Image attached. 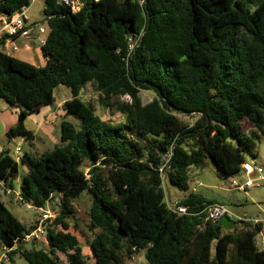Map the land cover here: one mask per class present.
I'll return each mask as SVG.
<instances>
[{
  "label": "trees",
  "instance_id": "obj_1",
  "mask_svg": "<svg viewBox=\"0 0 264 264\" xmlns=\"http://www.w3.org/2000/svg\"><path fill=\"white\" fill-rule=\"evenodd\" d=\"M30 5L0 0V16ZM44 12L45 64L0 50V98L20 107L7 136L34 140L28 117L56 104L61 85L72 97L62 107L60 143L39 156L21 151L19 160L1 151L0 181L15 189L24 165L22 200L40 209L55 197L59 207L45 222L47 246L38 248L24 240L38 221L26 227L0 199V253L16 245L8 257L26 264H65L59 252L69 264H91L74 227L95 264H124L141 252L147 264H264L256 241L261 223L239 228L235 220L225 229L205 221V213L173 212L159 171L171 146L165 182L184 190L191 169L208 159L227 179L241 175L248 157L257 158L255 139L264 133V0H82L77 12L45 0ZM89 84L104 107L130 97L116 105L121 123L103 119L83 99ZM142 90L154 99L144 104ZM84 193L92 196L87 230L74 205ZM214 202L195 192L179 200L190 212Z\"/></svg>",
  "mask_w": 264,
  "mask_h": 264
},
{
  "label": "rangeland",
  "instance_id": "obj_2",
  "mask_svg": "<svg viewBox=\"0 0 264 264\" xmlns=\"http://www.w3.org/2000/svg\"><path fill=\"white\" fill-rule=\"evenodd\" d=\"M45 9V0H32L31 5L26 9V16L29 19L30 23L35 22L36 23V30L38 31L40 26L45 27L48 29V22L46 20V14L44 12ZM45 36V35H44ZM60 87V88H59ZM56 90V104H54L51 107H54V110H58L60 114L64 113L63 102L65 100H68L72 97L70 89H68L66 86H59ZM63 89L68 90L67 92H64ZM141 98L144 104L151 102L154 97L155 93L148 90H142ZM83 99L88 102L92 103L95 107V111L105 120H109L112 123L119 124L123 121V115L122 113L116 108V105L119 103L130 101L129 96H123L120 98H114L112 99V103L114 105L112 107H104L100 101L98 94L94 92L92 85H87V87L83 90L82 93ZM40 116V115H38ZM72 119V118H71ZM28 129L35 130V117L32 119V122L29 121ZM60 121L58 122L57 127L55 128V132L53 133L54 136L57 137V140L53 139L51 144H43L41 143L40 148L42 149L40 152L43 153L49 149H52L57 143L59 142L58 136L60 134ZM257 144V152H259L260 155H264V141L255 139ZM21 142L23 152L27 151L29 153H33V147L31 144V141L27 138L19 137L17 139H14L13 141H8L7 138L0 140V148L1 149H7L9 148L11 153L14 154V151L16 149L17 143ZM38 142V141H37ZM36 152V151H35ZM34 154V155H38ZM259 162H262L260 159H258ZM264 163V162H262ZM86 171H89V168L85 164ZM27 167L24 165H20L19 174H18V180L15 181V185L18 188L19 184L22 181V177L25 173L24 170H26ZM255 177V176H254ZM240 181H244L245 177L242 175L237 177ZM232 178H224L223 175L216 169L215 164L211 159H208L204 165L201 166H195L191 169L190 173V188L187 190L179 188L177 185L171 183L169 180L165 182V188L168 193V197L172 202H176L179 199H182L184 197H187L192 193V188L196 187L198 188V193L203 195L205 198L209 200H217L226 203L231 209H234L236 211L240 212V215H243L244 212H242V207L247 204V201L245 200V196L241 195L238 191L230 189L229 183ZM200 181L202 184L196 185L195 181ZM263 184V183H262ZM261 184V185H262ZM259 185V186H261ZM107 188H110V186H106ZM258 188L263 189L261 187H256L254 190H258ZM13 192V193H12ZM8 194H15L14 191H10V193H3V196L0 197L1 200H3L8 208L12 211V213L26 226L30 227L31 225L35 224L38 221V225L40 224V220L42 218L43 211L34 207L33 205L21 201H16V196L9 199L7 196ZM92 202V196L89 193L82 194L75 202V208L77 211V222L80 226V228L87 230L86 224L88 222V209ZM242 202V203H241ZM59 207V201L55 199V197L50 200L45 208L46 210H49L51 212H57ZM247 214V213H246ZM248 215V214H247ZM249 216V215H248ZM41 231H37L35 235L30 237L29 239L25 240L26 244L28 246H35L38 248H45L47 246L46 241V235H45V222L42 223ZM35 229L34 231H36ZM71 232L74 233L78 239L80 240L82 246H83V253L84 255L89 259L91 264H95V258L93 255V252L91 250L90 245L88 244L86 238L82 235L80 231L72 227ZM60 259L67 263V259L64 253L59 252ZM141 256H135L134 258H126L124 264H145V259Z\"/></svg>",
  "mask_w": 264,
  "mask_h": 264
},
{
  "label": "crops",
  "instance_id": "obj_3",
  "mask_svg": "<svg viewBox=\"0 0 264 264\" xmlns=\"http://www.w3.org/2000/svg\"><path fill=\"white\" fill-rule=\"evenodd\" d=\"M27 23H28V25L34 26V30L31 33V36L29 38L18 39L19 49L11 55L18 57L20 59H23L25 61H29L35 65L45 64L46 58L44 56L42 45H40L39 40H40V38H46V32L39 33L36 30V26H35L36 23L35 22L30 23L29 19H28ZM63 91L67 92L68 90L63 89ZM65 101L63 103H65ZM19 110H20L19 106H13L10 103H8L7 101L0 98V140L6 139V138L8 141L14 140V139L11 140L7 136V132L11 127H13L17 123ZM38 115H40V116H38ZM34 117H35L36 129L34 131L31 129H29V130L33 131L34 135H35L34 140L31 141V144L33 147V152H34V154H37V153H39V154L38 155H34L33 153L32 154L34 156H39L40 154H42L40 152L42 150L40 148L41 143L51 144L53 139H55V141L57 140V137L54 136L53 133L55 132V128L57 127L58 122L60 121V124H61V121L64 119V113L60 114L58 110H54V107H50V106L44 107L41 109L40 112L33 113L32 115H30L28 117V119L26 120V127L27 128H28V126H27L28 122L29 121L32 122V119H34ZM58 138H59V136H58ZM257 139L264 141V133L258 131V138ZM19 144H21V142L17 143L16 147ZM21 146H22V144H21ZM7 149L10 150L9 148H7ZM3 150H6V149L0 148V153ZM22 151H23V148H22ZM256 154H257L256 159L248 157L247 161H254L256 164H259V165L264 167V163H262V162H264V155H260L259 152H257V144H256ZM13 155L15 156V151H14ZM258 159H260L262 162H259ZM17 180H18V178H17ZM229 186H230V183H229ZM256 187H261L263 189L258 188V190H254V188H256ZM230 189L236 190L241 195L245 196V200L247 201V204H245L242 207V210H243L242 212H244V214L247 213L249 215V217H251V218H261L263 220L261 222L262 230L257 235L256 241H257V245L259 246V248L264 250V183L261 186L254 185L252 187L245 188V190H238V189L232 188L231 186H230ZM13 191L16 194L19 193L20 192L19 187L18 188L16 187L15 189H13ZM6 192L10 193V189L6 188L3 184V182L0 181V197H2L3 193H6ZM192 192L198 193V188L193 187ZM14 195L15 194H10V195L8 194L7 197L9 199H11L12 197H14ZM179 200H181V199H179ZM214 201L226 204V203L221 202V201H217V200H214ZM231 211L234 214L240 215L239 211H236L234 209H231ZM231 219H233L235 221L234 218H231ZM241 226H242V224L239 223L238 227L240 228ZM229 229H232V228H229ZM4 254H5L4 251L0 253V264H2V261H4V264H26V262H24L23 260H20L18 258V256H15L14 259L11 260L9 257H7V258L4 257ZM135 256H141V257H139L140 259L142 257L145 259L144 252L136 253ZM65 264H67V263H65ZM145 264H147L146 259H145Z\"/></svg>",
  "mask_w": 264,
  "mask_h": 264
},
{
  "label": "built area",
  "instance_id": "obj_4",
  "mask_svg": "<svg viewBox=\"0 0 264 264\" xmlns=\"http://www.w3.org/2000/svg\"><path fill=\"white\" fill-rule=\"evenodd\" d=\"M32 1V0H30ZM61 3L69 4L72 8L73 12H77L80 10L82 6V0H59ZM141 5L145 2V0H137ZM28 6H25L22 8L21 11L14 15H6L3 14L0 16V42L2 43L0 45V50L2 52H5L7 54H13L19 49L18 39L20 38H29L31 36V33L34 30V26L28 25V18L26 16V9ZM39 33L46 32V28L43 26H40L38 29ZM40 45H44L46 43V38H40L39 40ZM133 42L130 46V49L132 50L134 48ZM130 98V97H129ZM22 151V146L19 144L16 147L15 150V157L17 160L20 159ZM173 155V146L167 151V153L163 157V162L161 167L159 168L160 174L163 178V187L165 189V200L168 205V207L175 213L180 215H195L199 216L201 218L202 214L205 213L204 220L205 221H213L215 222L217 219L223 216H228L230 218H234L235 220L242 223H250V224H257L261 223L263 220L261 218H251L247 214L239 215L234 214L228 205L220 203V202H214L211 204H208L205 209L202 212H190L189 208L181 203L179 201L172 202L170 198L168 197L167 190L165 188V178L166 173L168 170H170V161ZM241 175L245 177L244 181H240L237 177H232L230 181V186L232 188L238 189V190H245V188L252 187L254 185H261L264 183V167L256 164L254 161H245L242 163L241 167ZM255 176V177H254ZM196 185H201L202 183L200 181H195ZM11 191V189H10ZM13 191V190H12ZM59 201V198H56ZM16 201H22L24 203H27L22 200L20 192L16 194ZM40 210L43 211L42 218L40 220V224L36 228V231H33L31 234L26 235L24 240L29 239L37 231H41V227L43 226L42 223L46 222L47 220H53L57 212H51L49 210L40 208ZM203 217V216H202ZM16 248V245L13 247H4V257H8L7 252L10 250H13ZM136 253L132 255L134 258ZM131 257V258H132Z\"/></svg>",
  "mask_w": 264,
  "mask_h": 264
},
{
  "label": "water",
  "instance_id": "obj_5",
  "mask_svg": "<svg viewBox=\"0 0 264 264\" xmlns=\"http://www.w3.org/2000/svg\"><path fill=\"white\" fill-rule=\"evenodd\" d=\"M215 223L218 225V228L225 229L232 228L235 225V221L228 216L220 217L215 221Z\"/></svg>",
  "mask_w": 264,
  "mask_h": 264
}]
</instances>
